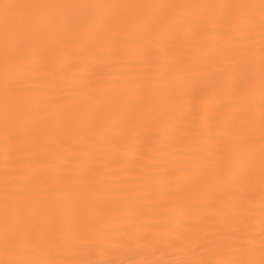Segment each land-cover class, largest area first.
Returning a JSON list of instances; mask_svg holds the SVG:
<instances>
[{
  "label": "snow or ice",
  "instance_id": "6c2138e0",
  "mask_svg": "<svg viewBox=\"0 0 264 264\" xmlns=\"http://www.w3.org/2000/svg\"><path fill=\"white\" fill-rule=\"evenodd\" d=\"M0 264H264V0H0Z\"/></svg>",
  "mask_w": 264,
  "mask_h": 264
},
{
  "label": "bare ground",
  "instance_id": "6f19581e",
  "mask_svg": "<svg viewBox=\"0 0 264 264\" xmlns=\"http://www.w3.org/2000/svg\"><path fill=\"white\" fill-rule=\"evenodd\" d=\"M209 2H213V0H209ZM258 2V0H257ZM0 164H2V157H0Z\"/></svg>",
  "mask_w": 264,
  "mask_h": 264
}]
</instances>
